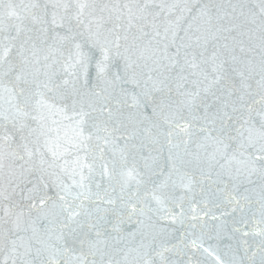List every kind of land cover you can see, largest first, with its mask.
I'll use <instances>...</instances> for the list:
<instances>
[{
	"label": "snow or ice",
	"instance_id": "snow-or-ice-1",
	"mask_svg": "<svg viewBox=\"0 0 264 264\" xmlns=\"http://www.w3.org/2000/svg\"><path fill=\"white\" fill-rule=\"evenodd\" d=\"M0 264H264V0H0Z\"/></svg>",
	"mask_w": 264,
	"mask_h": 264
}]
</instances>
